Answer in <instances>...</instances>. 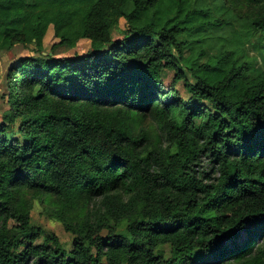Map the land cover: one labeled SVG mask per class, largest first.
I'll list each match as a JSON object with an SVG mask.
<instances>
[{"label": "trees", "instance_id": "trees-1", "mask_svg": "<svg viewBox=\"0 0 264 264\" xmlns=\"http://www.w3.org/2000/svg\"><path fill=\"white\" fill-rule=\"evenodd\" d=\"M212 1L0 0V50L42 52L51 27L53 50L90 42L9 68L0 264H264V72L229 54L190 67L194 83L177 68L236 13L264 36V0ZM37 197L70 248L34 224Z\"/></svg>", "mask_w": 264, "mask_h": 264}, {"label": "rangeland", "instance_id": "rangeland-1", "mask_svg": "<svg viewBox=\"0 0 264 264\" xmlns=\"http://www.w3.org/2000/svg\"><path fill=\"white\" fill-rule=\"evenodd\" d=\"M208 4L214 8L215 2L207 0ZM247 9L242 8L241 14H246ZM230 24L219 27H208L205 31L195 34L191 39V44L185 50V61H179L177 68L183 72L187 80L194 83L191 76L190 67L194 65L206 64L210 59L219 60L221 56L229 54L230 57L237 58L239 63H246L253 76L264 72V36L254 34L249 39L245 34V28L240 23L238 13ZM215 16H221L216 15ZM126 23L121 19L119 26L111 30L113 40H120L125 35ZM240 33V34H239ZM239 34V35H238ZM59 40L55 37L51 27L44 39V51L39 52L36 45H18L10 51L0 50V120L3 114L8 111L10 103L7 101L9 78L8 72L11 65L29 57H50L51 59L74 58L82 56L90 50V42L81 40L76 47L68 48L59 46L53 50V46ZM174 74H170L166 79L168 83L172 81ZM152 125L154 119H150ZM32 203V217L35 225L43 230L55 233L60 240L71 247L73 236L66 233L59 221L53 219V207L43 197H37Z\"/></svg>", "mask_w": 264, "mask_h": 264}]
</instances>
